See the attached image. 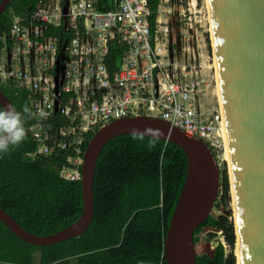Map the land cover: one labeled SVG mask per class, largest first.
I'll use <instances>...</instances> for the list:
<instances>
[{
	"label": "built area",
	"instance_id": "1",
	"mask_svg": "<svg viewBox=\"0 0 264 264\" xmlns=\"http://www.w3.org/2000/svg\"><path fill=\"white\" fill-rule=\"evenodd\" d=\"M29 1L28 12L13 14L0 32V82L28 94L37 122L27 134L38 154L72 151L62 178L80 181L89 133L139 115L201 139L214 160L225 163L221 100L205 106L209 85L215 93L214 68L212 77L202 64L203 45L194 51L196 43L205 44L193 17L197 0H156L154 10L149 0H114L108 10L99 9L98 0ZM113 46L122 57L110 72Z\"/></svg>",
	"mask_w": 264,
	"mask_h": 264
},
{
	"label": "trees",
	"instance_id": "2",
	"mask_svg": "<svg viewBox=\"0 0 264 264\" xmlns=\"http://www.w3.org/2000/svg\"><path fill=\"white\" fill-rule=\"evenodd\" d=\"M113 2L98 0V7L108 10ZM29 4V0H11L0 13V32L7 31L13 14L27 13ZM149 6L156 9L157 1L149 0ZM154 20L153 14L152 25ZM120 57L122 49L113 46L107 58L110 72L118 68ZM0 90L17 111L24 105L31 109L26 92L1 82ZM36 122L33 116L27 118L26 130ZM60 122L65 123L64 119ZM93 135L86 136L82 150ZM150 139L153 138L119 136L103 146L93 174V217L82 236L50 246H35L16 237L0 220V264H165L164 236L185 181L187 159L181 148L159 139L149 148ZM38 151L39 145L27 134L8 154L0 153V207L28 232L49 236L68 228L80 217L81 188L79 181L61 177L65 167H72L68 161L71 150H57L50 156ZM221 181L217 209L227 207L230 201L227 171ZM230 217V211L226 216L210 215L194 231V244L201 242L206 232V242L214 239V233H220L234 249L237 240ZM211 252V257L197 254L196 264H237L236 256L226 254L221 243Z\"/></svg>",
	"mask_w": 264,
	"mask_h": 264
},
{
	"label": "water",
	"instance_id": "3",
	"mask_svg": "<svg viewBox=\"0 0 264 264\" xmlns=\"http://www.w3.org/2000/svg\"><path fill=\"white\" fill-rule=\"evenodd\" d=\"M10 1L0 3V13ZM208 3L241 264H264V0ZM8 105V98L0 90L1 108ZM149 127L170 133L157 139L178 146L187 159L185 181L165 232L162 259L165 264H196L197 254L211 257L207 249L197 252L193 233L215 207L221 189L220 164L201 139L145 115L111 121L88 142L79 181L82 211L74 224L49 236H37L23 229L2 207L0 220L16 237L35 246L82 236L93 217V174L103 146L116 137L133 135L134 130L143 133Z\"/></svg>",
	"mask_w": 264,
	"mask_h": 264
},
{
	"label": "rangeland",
	"instance_id": "4",
	"mask_svg": "<svg viewBox=\"0 0 264 264\" xmlns=\"http://www.w3.org/2000/svg\"><path fill=\"white\" fill-rule=\"evenodd\" d=\"M197 9H195V14L193 15L196 16L197 19V24H196V32H197V36H200L202 43L205 44H198L196 43V45L194 46V51L195 53L199 52V48L201 47V45H203V53L205 54V56H207L205 59L203 58L202 64L206 67H208L207 69H211V71L209 72L210 75H212L213 77V68H214V54H213V47H212V41H211V25H210V19H209V7H208V2L207 0H199L197 2ZM185 48L190 49L191 46L188 45ZM189 51V50H188ZM192 51V50H190ZM214 73H215V68H214ZM216 82V81H215ZM217 96L216 94V86H215V94H213V84L209 85L208 87V96L206 98V101L208 103V105H205L207 107L212 108V103L215 102V96ZM219 98V97H217ZM226 163V162H225ZM220 171H221V175H223L224 171H227L228 177H229V185H230V191H231V179H230V168H229V164L226 163V166H224V163L220 164ZM222 179V177H221ZM222 183V181H221ZM221 193V189L219 191V195ZM219 200V196H217V199ZM216 204L217 201L215 203V207L212 208L211 210V215L214 216H220V215H227L228 212H231V217H230V221H233L234 225H236V219H235V210H234V206H233V198H232V192H230V201L228 203V206L225 207L222 206L220 207V209L216 208ZM208 232L204 233V235L202 236V241L199 242L198 244H196V250L197 252H203L205 249H207L208 251H213V249L215 248L217 243H221L225 250H226V254H231L233 253L234 255L239 254V249H238V244L235 246L234 249H231L227 243L224 242L225 239H223V237L221 236L220 233H214L216 234L214 236V239L210 240L209 242H206V238ZM236 257V258H237ZM237 264H238V258H237Z\"/></svg>",
	"mask_w": 264,
	"mask_h": 264
},
{
	"label": "clouds",
	"instance_id": "5",
	"mask_svg": "<svg viewBox=\"0 0 264 264\" xmlns=\"http://www.w3.org/2000/svg\"><path fill=\"white\" fill-rule=\"evenodd\" d=\"M41 117L46 118L47 113L41 111ZM32 116L31 109L24 105L21 111H17L13 106L8 105L0 109V153L8 154L11 148L19 146L27 136L25 127L26 119ZM147 134L153 139L149 140V148L154 147L156 139L160 137H168L170 133H166L160 129L146 128L143 133L136 130L133 131V139H144Z\"/></svg>",
	"mask_w": 264,
	"mask_h": 264
},
{
	"label": "bare ground",
	"instance_id": "6",
	"mask_svg": "<svg viewBox=\"0 0 264 264\" xmlns=\"http://www.w3.org/2000/svg\"><path fill=\"white\" fill-rule=\"evenodd\" d=\"M207 2H208V0H207ZM208 7H209V3H208ZM210 32H211V41H212V47H213L214 45H213L212 29H210ZM214 68H215V78H216L215 79V81H216V85L215 86H216V94H217V96H215V97L216 98L219 97L217 99L221 100V98H220V90H219V81H217V69H216V59H215V57H214ZM225 138H226V134H225ZM224 161L229 164V168H230L229 156H228V149H227V143H226V150H225ZM230 179H231L230 182H231V187H232L231 188V192H232V198H233V206H234V210H235V196H234V190H233V184H232V178H231V170H230ZM235 219H237L236 212H235ZM236 223H237V220H236ZM238 249H239V254H238V257H237L238 258V264H241L240 247H239V245H238Z\"/></svg>",
	"mask_w": 264,
	"mask_h": 264
}]
</instances>
